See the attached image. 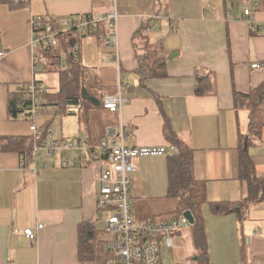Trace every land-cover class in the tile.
I'll list each match as a JSON object with an SVG mask.
<instances>
[{
    "label": "crops",
    "instance_id": "obj_1",
    "mask_svg": "<svg viewBox=\"0 0 264 264\" xmlns=\"http://www.w3.org/2000/svg\"><path fill=\"white\" fill-rule=\"evenodd\" d=\"M246 8L252 9V25L244 19ZM111 13L116 14L114 41L105 22L91 35L63 36L78 50L80 65L99 79V106L77 116H37L36 126L49 121L54 138L85 139L92 148L101 143L128 148L173 145L175 150L164 156L133 161L130 196L136 222L175 210L177 201L165 200L167 159L181 145L193 151V177L205 183L209 201L242 203L247 191L238 179V149L240 138L248 136V111L234 94L264 84V0H29L15 8L0 4V52H5L0 57V137H31L26 121L10 118L9 96L32 81L46 88L35 71L31 19L51 20L64 31V23ZM138 34L162 49L165 78L140 82ZM255 63L260 67L252 68ZM200 83L206 94L196 93ZM119 88L128 104L109 113L101 102L117 95ZM56 120L58 134L51 133ZM248 152L257 178L264 180V128ZM19 158L15 151H0V264H79L80 224L96 225L101 213L109 214L96 208L105 163L78 153L54 155L35 176L21 167ZM62 158L79 166L61 167ZM203 221L209 264H264V196L249 204L241 219L213 214L204 206ZM38 225L42 229L37 230ZM28 227L36 233L31 242L22 233Z\"/></svg>",
    "mask_w": 264,
    "mask_h": 264
},
{
    "label": "trees",
    "instance_id": "obj_2",
    "mask_svg": "<svg viewBox=\"0 0 264 264\" xmlns=\"http://www.w3.org/2000/svg\"><path fill=\"white\" fill-rule=\"evenodd\" d=\"M29 0H0V4L9 5L12 8L24 6ZM45 20V19H44ZM54 27V22L45 20ZM107 32V31H106ZM106 32L104 36H106ZM92 33H78L79 36L91 35ZM98 35V32H96ZM142 42L141 51L138 54L139 68L137 74L141 83L148 79L165 78L164 54L162 49L148 44L143 34H138ZM135 41V39H134ZM71 48V49H70ZM69 47L62 38L56 47L40 46L35 50V66L39 71V65L47 72H56L59 77V90L55 94L46 88L42 89L40 98V116H55L65 114L66 116H77L86 113L93 108V104L82 97V90L90 97L101 96L102 86L97 77L91 76L86 69L80 65L78 50ZM65 59L64 62L61 60ZM38 83L37 81H35ZM201 85V86H200ZM198 84L197 94H206ZM28 89L25 86L17 88L9 96L8 114L13 120H23L27 114ZM101 94V95H100ZM234 98L248 111L249 131L247 138H240L238 179L246 187L247 197L242 203L235 202H211L206 196V186L202 181L193 177L192 173V150L186 146H179L178 151L167 159L168 172V197L177 200L175 211L167 216H156L150 221H167L190 212L194 223L189 230V236L195 248L206 259L207 241L203 221V208L208 206L210 211L216 215L234 214L241 219L244 209L249 205L260 201L264 196V180L257 178L255 167L249 155V147L255 143L264 128V84L249 93L235 92ZM50 122H45L39 130V138L45 141L48 137ZM31 137L2 138L0 137V151H15L23 162V168L29 170L31 166V151L33 147ZM239 204V205H238ZM238 205V206H237ZM159 222V221H157ZM105 231L98 229L93 222H84L78 228V261L79 264H105L114 258V254L106 249L107 241Z\"/></svg>",
    "mask_w": 264,
    "mask_h": 264
},
{
    "label": "built area",
    "instance_id": "obj_3",
    "mask_svg": "<svg viewBox=\"0 0 264 264\" xmlns=\"http://www.w3.org/2000/svg\"><path fill=\"white\" fill-rule=\"evenodd\" d=\"M255 7L258 3L253 4ZM252 9L246 8L243 12L244 19L248 24H253L251 16ZM46 20V19H45ZM42 17L32 18L31 25V46L37 50L40 46L56 47L59 39L66 34L94 33L98 25L105 24L111 33L110 40L114 41V31L116 29V14H92L82 17L79 20L67 24L64 31H60ZM49 21V20H48ZM5 55L0 52V57ZM261 64L255 63L252 68H258ZM38 73V69L35 68ZM27 91L28 105L27 114L23 118L29 124L33 147L31 151V166L29 171L37 176L38 168L48 166L51 156H66L69 153H78L85 159L89 156L95 162H104L105 168L101 170L98 177V195L96 208L98 211L109 212L106 219V234L112 236L108 239L106 249L114 254V258L105 264H160L161 256L164 252L171 250L174 245V238L180 232L185 231L190 226L188 220L180 215L167 221H143L136 222L132 215V200L130 196V185L132 183V173L134 172L133 161L146 156H164L170 150H175L173 145L169 147H136L128 148L123 145H107L101 143L98 148H92L85 139H62L54 138L49 134L44 141L39 138V130L35 124V119L42 113L40 98L42 96L41 86L32 81L25 86ZM128 101L122 97L120 88L117 95L106 96L101 106L109 113L120 112L122 106ZM23 168V162H20ZM77 167L79 163L75 160L67 162L62 158L61 167ZM42 225L36 227L42 229ZM191 227V226H190ZM17 233V229L14 231ZM23 235L30 242L36 239V233L32 228H24Z\"/></svg>",
    "mask_w": 264,
    "mask_h": 264
},
{
    "label": "rangeland",
    "instance_id": "obj_4",
    "mask_svg": "<svg viewBox=\"0 0 264 264\" xmlns=\"http://www.w3.org/2000/svg\"><path fill=\"white\" fill-rule=\"evenodd\" d=\"M61 61L64 62L65 59H62ZM39 67L40 68H39L37 76L41 79L42 82H44V86L52 94H55L56 92H58L59 90L58 89V86H59L58 74L56 72L51 73V72L45 71L43 69V66L39 65ZM59 128H60V120L58 122L56 120L54 122V126L52 127L51 133L55 131V133L58 134ZM168 199L171 200L172 198H170V196L165 198V200H168ZM171 213H165L160 217L167 216ZM104 214L101 213L100 221L96 224L98 229L104 228L103 230H105L106 228V219L109 217V214H105V215ZM157 221H160V220H157ZM189 230H190V226L186 228L185 231H182L177 236H175L173 248L162 254L160 264H209L208 260L205 259L201 255V253L195 248L189 236ZM105 238L111 239L112 236L105 233Z\"/></svg>",
    "mask_w": 264,
    "mask_h": 264
},
{
    "label": "water",
    "instance_id": "obj_5",
    "mask_svg": "<svg viewBox=\"0 0 264 264\" xmlns=\"http://www.w3.org/2000/svg\"><path fill=\"white\" fill-rule=\"evenodd\" d=\"M82 97L84 99H88L94 106H99L98 100L96 98L88 96L85 90H82ZM183 216L188 220L190 226L194 223L193 217L190 212H185Z\"/></svg>",
    "mask_w": 264,
    "mask_h": 264
}]
</instances>
